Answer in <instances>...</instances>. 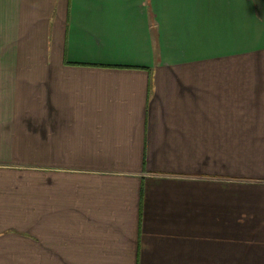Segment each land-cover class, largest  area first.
Segmentation results:
<instances>
[{
  "label": "crops",
  "instance_id": "obj_1",
  "mask_svg": "<svg viewBox=\"0 0 264 264\" xmlns=\"http://www.w3.org/2000/svg\"><path fill=\"white\" fill-rule=\"evenodd\" d=\"M257 191L264 0H0V264H264Z\"/></svg>",
  "mask_w": 264,
  "mask_h": 264
},
{
  "label": "rangeland",
  "instance_id": "obj_2",
  "mask_svg": "<svg viewBox=\"0 0 264 264\" xmlns=\"http://www.w3.org/2000/svg\"><path fill=\"white\" fill-rule=\"evenodd\" d=\"M259 192H260V191H257V195H256L255 198L253 199V200L255 201V204H254V205H251V207H253L254 209L260 207L262 202H263V204H262V206H261L260 208H261V209L264 208V195H262V194L259 193ZM236 198H237V199H238V198H241V196H240V195H236ZM232 199H233V207H232L233 211H239V210L235 207V205H234V194L232 195ZM245 200H252V197L249 195ZM251 207H249L247 204H245V202H244V204L242 205V209H243V210L253 209V208H251ZM254 209H253V210H254ZM237 217H238V215H234V216H233V222H234L235 218H237Z\"/></svg>",
  "mask_w": 264,
  "mask_h": 264
}]
</instances>
